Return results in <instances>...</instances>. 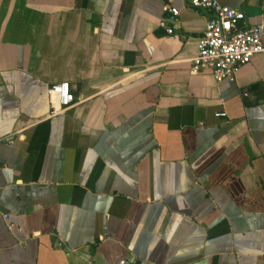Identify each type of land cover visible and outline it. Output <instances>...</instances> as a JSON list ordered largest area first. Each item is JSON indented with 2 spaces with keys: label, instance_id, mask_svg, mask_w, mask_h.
Here are the masks:
<instances>
[{
  "label": "crops",
  "instance_id": "obj_1",
  "mask_svg": "<svg viewBox=\"0 0 264 264\" xmlns=\"http://www.w3.org/2000/svg\"><path fill=\"white\" fill-rule=\"evenodd\" d=\"M218 1L264 24V0ZM209 16L0 0V264H264V52L194 73Z\"/></svg>",
  "mask_w": 264,
  "mask_h": 264
},
{
  "label": "built area",
  "instance_id": "obj_2",
  "mask_svg": "<svg viewBox=\"0 0 264 264\" xmlns=\"http://www.w3.org/2000/svg\"><path fill=\"white\" fill-rule=\"evenodd\" d=\"M190 6L209 12L206 30L198 43V53L192 59V70H211L218 82L234 83L237 73L253 57L264 52V24L245 25L246 15L242 10L222 5L218 0H183ZM164 11L174 20L180 14L176 7L166 5ZM160 26L169 35L174 27L162 20ZM52 114L56 115L75 102L69 82L52 86Z\"/></svg>",
  "mask_w": 264,
  "mask_h": 264
}]
</instances>
